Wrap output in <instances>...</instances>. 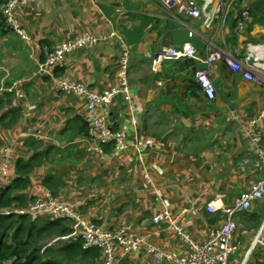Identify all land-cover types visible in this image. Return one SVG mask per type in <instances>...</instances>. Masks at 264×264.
Here are the masks:
<instances>
[{"label": "crops", "instance_id": "1", "mask_svg": "<svg viewBox=\"0 0 264 264\" xmlns=\"http://www.w3.org/2000/svg\"><path fill=\"white\" fill-rule=\"evenodd\" d=\"M262 2L224 0L225 23L215 21L210 29L179 13L176 0H43L17 14L27 41L0 21V84L22 82L16 90L21 97L7 94L0 109V115L11 107L20 110L14 126L0 127V153L9 140H16L6 185L16 178L18 160L41 152L45 160L31 171L23 191L26 206L46 192L52 195L44 185L50 176L57 190L54 198L105 230L125 227L132 237L172 255L183 254L182 240L169 225L152 221L160 211V194L169 199L184 231L196 243L205 242L223 221L220 213L209 214L206 204L220 199L229 206L262 176L253 148L228 111L247 123L264 108V70L249 82L216 60L211 67L214 101L192 90L194 72L203 68L199 60L206 47L240 58L246 44H262L264 63V5L258 13L261 23L249 27V20L243 33L236 29L240 12L255 10ZM82 32L115 37L68 55L54 77L86 82L100 93L115 84L117 57L128 53L134 107L118 97L108 108L112 129L128 135L131 146L125 153L112 156L111 148L96 153L95 143L87 139L85 101L55 90L48 78L35 77L46 48ZM185 44L193 47L197 59H153L156 52ZM256 132L264 148V123ZM134 145L143 149L141 165ZM235 221L240 248L228 264H264V249L252 245L264 221V199L253 203L248 213L236 215ZM117 259L120 264H154L144 251L127 256L118 252Z\"/></svg>", "mask_w": 264, "mask_h": 264}, {"label": "built area", "instance_id": "2", "mask_svg": "<svg viewBox=\"0 0 264 264\" xmlns=\"http://www.w3.org/2000/svg\"><path fill=\"white\" fill-rule=\"evenodd\" d=\"M43 0H4L0 5V16L3 18L8 29L13 31L21 40L27 41V33L20 27L17 14L29 4H39ZM179 13L189 16L200 22L205 29L213 27L215 21L223 25L226 14L223 13L224 0H176ZM249 23V13L243 9L237 20L236 29L243 33ZM115 37L114 33L108 36H96L88 32L73 34L62 44H55L45 49L44 59L39 63L35 77L39 79L48 78L52 81L53 88L66 95L82 98L85 101L87 124V139L94 142L93 150L101 154L103 148H111V155L125 153L131 144L128 135L124 131L112 129L109 122L108 108L116 98H121L128 107L133 108L131 87L129 84V57L126 51L117 57V81L109 89L97 93L94 92L86 82L70 80L66 77L55 78L54 71L63 63L64 59L77 50H85L108 39ZM262 44H246L244 53L240 58L232 53L219 48L211 49L206 47L204 57L199 61L203 68L194 72V82L199 87L206 100L214 101L216 90L211 79V67L218 60L223 62L232 73H240L249 82H254L260 70H264L262 61ZM153 59L156 60H183L197 59V53L189 44L179 49H165L156 52ZM260 81V80H259ZM22 82H14L11 86L0 85V102L5 94L15 93L17 86ZM264 84V80L260 81ZM232 122H235L241 129L244 139L253 148L256 167L262 171L259 180L251 187L235 198L229 206H225L220 199L212 200L206 204V211L209 214L220 213L223 221L213 228L211 236L203 243H196L178 224L179 216L173 215L170 210L169 199L158 195L157 203L160 211L156 212L152 221L155 224L164 222L169 225L173 232L182 240L184 252L180 255H172L169 252L156 248L142 238H135L128 234L125 227H120L117 232L105 230L92 220L83 217L77 210L70 207L62 200L54 198L49 192L44 198H36L23 208H0V216H24L30 215L46 216L53 220H70L72 233L63 240L69 238L76 240L80 237L83 240V248H98L101 251L100 264H120L117 259L118 252L121 256L135 254L144 251L154 264H228L229 257L240 248V243L235 237L236 221L238 214L248 213L251 205L264 199V148L260 146L259 135L256 128L264 123V108L254 118L244 123L234 111H228ZM16 140H9L3 145L0 153V190L4 187L13 165ZM136 161L141 165L144 163L143 149L134 145ZM247 163V162H245ZM253 246L264 249V221L261 223ZM16 258L5 260L2 264H14Z\"/></svg>", "mask_w": 264, "mask_h": 264}, {"label": "trees", "instance_id": "3", "mask_svg": "<svg viewBox=\"0 0 264 264\" xmlns=\"http://www.w3.org/2000/svg\"><path fill=\"white\" fill-rule=\"evenodd\" d=\"M3 2L4 0H0V5ZM259 5L255 10L250 8L248 11L247 9L250 20L249 27L261 23L262 14L258 13L264 4L262 2ZM0 21L7 28L1 16ZM192 90H200L195 82H193ZM4 97L6 98V95ZM4 101L0 102V109ZM19 116L20 110L18 108H9L7 112L0 115V127L11 128L16 124ZM85 132L86 128L81 133L85 134ZM44 160L45 154L36 152L26 161H17L15 164L16 178L10 184L7 182L6 185L5 183L0 190V208L26 207L27 197L23 191L29 187V175ZM45 179V187L55 196L57 190L52 188L49 181H54V179L50 176ZM57 186L60 188L62 184L58 183ZM71 233L70 220H53L46 216L33 217L30 215L0 216V264L13 257L16 258L14 264H98L101 262L100 249H84V242L80 237L76 240L69 238L64 240L65 242L61 240ZM50 238L59 240L52 244L44 243Z\"/></svg>", "mask_w": 264, "mask_h": 264}, {"label": "rangeland", "instance_id": "4", "mask_svg": "<svg viewBox=\"0 0 264 264\" xmlns=\"http://www.w3.org/2000/svg\"><path fill=\"white\" fill-rule=\"evenodd\" d=\"M0 85H4V86H6V87H9V84H5V83H1ZM11 86V85H10ZM13 94V93H12ZM5 95H7V94H5ZM4 99V97L2 98V100ZM1 100V101H2ZM259 180V179H258ZM255 183V182H254ZM57 240H59V239H54V240H52L51 238L50 239H47L44 243H48V244H52V243H54V242H57ZM61 240H63V239H61ZM63 242H65L64 240H63ZM43 243V244H44Z\"/></svg>", "mask_w": 264, "mask_h": 264}, {"label": "clouds", "instance_id": "5", "mask_svg": "<svg viewBox=\"0 0 264 264\" xmlns=\"http://www.w3.org/2000/svg\"><path fill=\"white\" fill-rule=\"evenodd\" d=\"M202 25V24H201Z\"/></svg>", "mask_w": 264, "mask_h": 264}]
</instances>
